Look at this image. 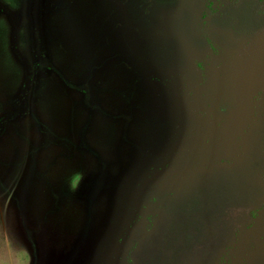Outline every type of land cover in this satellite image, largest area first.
I'll use <instances>...</instances> for the list:
<instances>
[{
  "label": "rangeland",
  "instance_id": "1",
  "mask_svg": "<svg viewBox=\"0 0 264 264\" xmlns=\"http://www.w3.org/2000/svg\"><path fill=\"white\" fill-rule=\"evenodd\" d=\"M0 264H264V0H0Z\"/></svg>",
  "mask_w": 264,
  "mask_h": 264
}]
</instances>
